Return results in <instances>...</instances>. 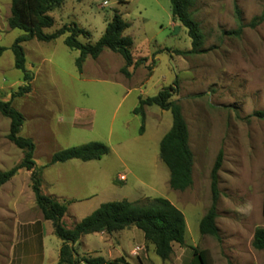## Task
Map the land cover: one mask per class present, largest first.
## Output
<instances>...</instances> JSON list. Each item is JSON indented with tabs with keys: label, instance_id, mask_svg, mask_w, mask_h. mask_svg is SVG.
Returning a JSON list of instances; mask_svg holds the SVG:
<instances>
[{
	"label": "rangeland",
	"instance_id": "1",
	"mask_svg": "<svg viewBox=\"0 0 264 264\" xmlns=\"http://www.w3.org/2000/svg\"><path fill=\"white\" fill-rule=\"evenodd\" d=\"M235 2L245 22L262 11L263 0H193L190 11L205 50L179 55L175 50L190 49L191 39L173 20L170 0H65L50 12L54 24L45 32L75 23L88 31L78 39L94 43L118 13L129 25L123 34L132 38L131 54L139 63L126 77L122 56L105 48L97 58L87 56L79 73V51L63 42L68 32L51 41L33 38L22 43L30 90L13 98L12 91L26 82L10 46L23 31L8 26L11 0H0V46L7 48L0 56V99L23 114L20 134L35 143L42 192L67 205L64 224L73 227L101 203L123 198L161 196L184 214V243H173L167 259L131 226L82 236L73 244L82 264L83 257L97 255L121 258L123 264H201L199 251L205 264H264V250L251 244L254 230L264 226V118L253 115L264 111V22L239 36L228 34L237 27ZM174 81L171 99L181 107L194 157L193 183L185 190L169 186L159 157L171 112L145 106L142 133L141 116L133 113L140 96H153ZM8 131L9 119L0 113V170L23 157ZM90 141L106 144L109 152L100 159L48 165L56 151ZM221 149L218 240L201 234L199 221L211 204V170ZM59 243L35 203L30 171L19 169L0 187V264H51L59 257Z\"/></svg>",
	"mask_w": 264,
	"mask_h": 264
},
{
	"label": "trees",
	"instance_id": "2",
	"mask_svg": "<svg viewBox=\"0 0 264 264\" xmlns=\"http://www.w3.org/2000/svg\"><path fill=\"white\" fill-rule=\"evenodd\" d=\"M65 0H11L8 26L23 31L10 46L14 56V67L23 73V81L12 91L11 96H21L30 90L31 75L25 68V51L22 43L37 39L51 41L60 35L65 36L63 42L66 46L79 51L75 59V66L79 73L82 72L83 62L87 56L97 58L100 53L108 48L119 53L124 59L121 72L131 76L130 67L136 65L133 61L130 47L133 43L129 35L123 34L129 26L120 14L114 13L107 22L102 35L94 43L82 42L78 39L81 34H88L75 23L64 24L53 32L44 29L54 24L50 12L59 8ZM193 0H170V12L174 21L179 22L187 29L191 39V48L188 50H175L179 55L197 54L203 52V35L199 23L193 19L190 6ZM237 27L228 34L239 36L245 27L254 28L264 22V0L262 11L259 15L245 22L237 3L234 4ZM7 48L0 46V56ZM144 61L145 58H141ZM174 86V87H173ZM176 90V81L162 87L153 96L139 97L138 105L133 109L134 114L141 116L142 124L139 132L144 130L145 106L157 105L163 110H169L172 115V124L169 130L161 137L159 142V157L169 171V186L174 190H185L193 183V152L189 145L187 123L182 114L177 100L171 99ZM0 113L9 119V131L6 135L16 147L23 151L21 161L9 168L0 170V186L10 180L15 173L24 168L30 171L31 189L35 203L40 209L44 220L50 221L54 234L62 241L59 248V257L56 264H82L74 257L73 244L82 235L104 231L112 233L135 226L140 229L144 238L154 245L155 254L161 259L169 258L173 251V243L183 244L186 232L184 214L167 198L158 196L146 199L128 200L126 198L101 203L96 209L84 216L73 227H67L62 221L67 212V205L55 197L45 194L41 190V168L34 161L35 143L30 137L20 134L24 122L23 114L11 105L10 100L0 99ZM253 115L264 118V111H255ZM109 152V147L100 141H90L79 145L63 148L52 154L49 164L62 163L71 159L82 161L100 159ZM223 159V151L219 150L211 170V204L199 221V232L211 235L221 240L219 229L216 225L217 202L220 191L218 189V171ZM252 246L264 250V226L257 227L252 236ZM196 253V251L194 250ZM203 251L198 252L201 264H205ZM83 264H123L121 258L105 259L103 256H89L81 259ZM229 264H231L229 262Z\"/></svg>",
	"mask_w": 264,
	"mask_h": 264
},
{
	"label": "crops",
	"instance_id": "3",
	"mask_svg": "<svg viewBox=\"0 0 264 264\" xmlns=\"http://www.w3.org/2000/svg\"><path fill=\"white\" fill-rule=\"evenodd\" d=\"M2 185H3V184H2ZM2 185H1V186H2ZM1 186H0V187H1ZM102 232H103V231H101L100 233H102ZM82 236H84V235H82ZM82 236H81L80 238H82ZM80 238H79V239H80ZM61 243H62V241L60 240L59 248H60V246H61ZM74 245H75V244H74ZM43 248H44V250H45V248H46V247H45V244H43ZM46 252H47V251H46ZM44 256H45V253H44ZM57 260H58V257H57L56 255H54L51 264H56Z\"/></svg>",
	"mask_w": 264,
	"mask_h": 264
},
{
	"label": "built area",
	"instance_id": "4",
	"mask_svg": "<svg viewBox=\"0 0 264 264\" xmlns=\"http://www.w3.org/2000/svg\"><path fill=\"white\" fill-rule=\"evenodd\" d=\"M122 178H124V177H122Z\"/></svg>",
	"mask_w": 264,
	"mask_h": 264
}]
</instances>
